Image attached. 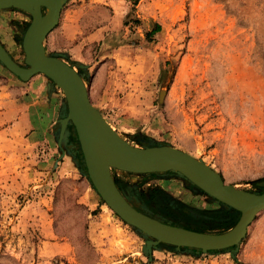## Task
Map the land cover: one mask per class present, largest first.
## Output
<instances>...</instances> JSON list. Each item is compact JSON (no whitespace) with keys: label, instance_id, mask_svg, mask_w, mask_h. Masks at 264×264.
Wrapping results in <instances>:
<instances>
[{"label":"rangeland","instance_id":"1","mask_svg":"<svg viewBox=\"0 0 264 264\" xmlns=\"http://www.w3.org/2000/svg\"><path fill=\"white\" fill-rule=\"evenodd\" d=\"M29 20L19 9H0V44L19 65ZM42 43L46 55L75 67L85 88L92 65L105 64L93 106L122 139L180 149L226 183L257 191L252 182L264 176V0H63ZM13 95L24 130L41 133L37 141L8 127ZM58 101L65 111L62 91L43 74L22 81L0 64V264H264V210L235 248L147 249L149 237L122 221L89 183L70 124L57 144L51 106ZM111 174L146 197L156 189L159 198L194 209H220L172 171L144 180ZM156 196L149 204L162 214ZM194 225L210 233L232 226L224 215Z\"/></svg>","mask_w":264,"mask_h":264},{"label":"water","instance_id":"2","mask_svg":"<svg viewBox=\"0 0 264 264\" xmlns=\"http://www.w3.org/2000/svg\"><path fill=\"white\" fill-rule=\"evenodd\" d=\"M62 3L63 0H0V9L16 8L30 17L21 36L23 65L16 63L1 44L0 64L22 81L41 73L62 91L65 111L56 120L57 144L70 124L89 183L122 221L149 237L144 243L147 249L158 243L203 252L235 248L250 221L264 210V191L250 192L226 183L203 161L180 149L168 145L137 147L111 129L90 103L75 68L58 56L44 52L42 41L56 25ZM111 169L144 174L175 172L212 199L237 211L238 217L230 228L218 233L198 232L162 222L126 200L113 181Z\"/></svg>","mask_w":264,"mask_h":264},{"label":"trees","instance_id":"3","mask_svg":"<svg viewBox=\"0 0 264 264\" xmlns=\"http://www.w3.org/2000/svg\"><path fill=\"white\" fill-rule=\"evenodd\" d=\"M158 24L155 23L153 29L149 31L152 33L153 31L158 30ZM112 172H115L114 169H111ZM111 172V173H112ZM127 175H134V176H139L140 179L144 180L145 179V174L144 173H129V172H123ZM154 174V172L149 173V175ZM113 181L115 185L117 186L118 190L120 193L128 199V201L131 203L133 207H135L137 210L141 211L142 213L156 218L162 222H164V217L163 214L168 213L172 214L174 217L176 216L177 218L187 221V223L193 224V226H190L189 224H180L175 221H170L168 224L170 225H175V226H180L186 229H190L193 231H198V232H205L201 228H198L196 225L197 223H202L203 221L209 219H214L216 216L219 215H224L227 216L229 219L230 227L231 225L234 224L236 221V218L234 216L232 217V212H234L233 209L230 207H227L226 205L219 203L220 204V209H213V210H199V209H194L191 207L186 206L185 204L176 201L175 199H172L166 195H163L161 193L160 198L158 192L159 190L152 189L150 192H148V196L146 197L143 192L138 189L137 187H133L131 185H127L123 183L122 181V176L118 175L115 176L112 175ZM138 185V184H137ZM252 185L257 188V193L264 191V176L261 178L256 179L255 181L252 182ZM155 199H159L158 204L161 205V213H157L156 210L152 209L151 205L149 204L150 200H153V197ZM195 220V221H194ZM228 222V221H227Z\"/></svg>","mask_w":264,"mask_h":264},{"label":"crops","instance_id":"4","mask_svg":"<svg viewBox=\"0 0 264 264\" xmlns=\"http://www.w3.org/2000/svg\"><path fill=\"white\" fill-rule=\"evenodd\" d=\"M69 50H71V48ZM95 62L96 61H94V63ZM66 63H68V62H66ZM92 68H93V71H92V73H90V78H89V81L87 82L88 84H87L86 90H87V95L89 97L90 103L92 105L96 106L95 103H98V100H95L93 97H96L99 94L101 86L98 85V79L100 78V76H103V77L105 76L104 71H105L106 66H105V64H99L96 67L94 65H92ZM89 69H91V66H88L86 70H89ZM108 76H109V74H108ZM30 83H31V81L28 82V84H30ZM103 88H104L103 92H106L109 89V78L107 80V83L104 84ZM13 97H14L13 100H9L6 103V105L8 106L7 113L11 114V117H12V118L10 117L11 119H10V122L8 124V127L11 128V131H14L16 133V136L17 135L24 136L25 135L24 131L26 130L27 134L25 137L27 139L36 138V141H37V139H39L42 136L41 133H39L35 129H33L34 127H32V126L26 127L27 129L24 130V127L22 126V123H21V119H23L22 118L23 113H22V108H21L22 106L20 103H18L16 101V96L13 95ZM32 104H33V102H32ZM46 106L49 107L50 105L46 104ZM51 107L53 108V110L55 112V114H54V116H56L55 120H57V118L60 117V114L62 112H64V108H62V103H61V101H58V104H56L54 106L52 105ZM52 113H53V111H52Z\"/></svg>","mask_w":264,"mask_h":264},{"label":"bare ground","instance_id":"5","mask_svg":"<svg viewBox=\"0 0 264 264\" xmlns=\"http://www.w3.org/2000/svg\"><path fill=\"white\" fill-rule=\"evenodd\" d=\"M110 126V125H109Z\"/></svg>","mask_w":264,"mask_h":264}]
</instances>
